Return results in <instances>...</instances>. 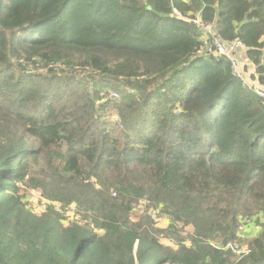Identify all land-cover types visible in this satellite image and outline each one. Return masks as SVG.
I'll return each mask as SVG.
<instances>
[{"label": "trees", "instance_id": "obj_1", "mask_svg": "<svg viewBox=\"0 0 264 264\" xmlns=\"http://www.w3.org/2000/svg\"><path fill=\"white\" fill-rule=\"evenodd\" d=\"M212 34L264 85V0H0V264H264V100Z\"/></svg>", "mask_w": 264, "mask_h": 264}, {"label": "rangeland", "instance_id": "obj_2", "mask_svg": "<svg viewBox=\"0 0 264 264\" xmlns=\"http://www.w3.org/2000/svg\"><path fill=\"white\" fill-rule=\"evenodd\" d=\"M243 65H244V62L239 59L238 70L242 74L244 82H246L248 85L256 84L257 81L254 78V72L252 71L250 66L247 65V69L245 70V69H243ZM115 97H117V96H115ZM24 199L25 200L28 199L30 204L35 207L36 211H38L41 208V205H43V201H44L40 197V195L38 193L34 192L33 190H31L30 192L28 191V192L24 193ZM152 204H154L153 206L155 207V211L150 210V208H147V203L143 200L134 204L133 205L134 207H133L132 212H131V218L133 220H136L143 213H146V212L150 213V214L156 213L155 216L153 217L156 221V225L158 227H166L167 226L166 216L164 214H159V212H158L159 210L157 209L156 203H152ZM65 215L69 221L71 220V218L73 216L72 211H67ZM190 227L191 226H187L185 228V232H190V230H191ZM243 236H244L243 238H245V237H248L249 235H243ZM160 242L164 245L171 246L173 248L175 247L174 242L168 238L161 237Z\"/></svg>", "mask_w": 264, "mask_h": 264}, {"label": "built area", "instance_id": "obj_3", "mask_svg": "<svg viewBox=\"0 0 264 264\" xmlns=\"http://www.w3.org/2000/svg\"><path fill=\"white\" fill-rule=\"evenodd\" d=\"M193 22L202 26L205 32L210 31L209 28L203 26L197 19H193ZM210 39L211 42L205 43V48L214 54L227 56L231 62L233 72L242 79V74L238 70L239 59L235 56V53L243 52L244 45L238 40L232 42H222L213 34L211 35ZM253 90L259 98L264 100V85L254 86ZM114 96L117 95L114 94ZM229 246L232 248V251L239 256L248 251L243 245L236 243H231Z\"/></svg>", "mask_w": 264, "mask_h": 264}, {"label": "crops", "instance_id": "obj_4", "mask_svg": "<svg viewBox=\"0 0 264 264\" xmlns=\"http://www.w3.org/2000/svg\"><path fill=\"white\" fill-rule=\"evenodd\" d=\"M240 60H242L244 62L243 69L246 70L247 69V65H249L250 68L252 69V71L254 72V66L252 64L248 63L246 61V59L241 54H240ZM254 78H255V76H254ZM252 85L254 86V85H258V84L256 82V84H252ZM243 230H244L243 235H249L248 237H252V236H255V234L258 232V227H257V225L256 226H254V225H252V226H246L245 225L244 228H243Z\"/></svg>", "mask_w": 264, "mask_h": 264}]
</instances>
